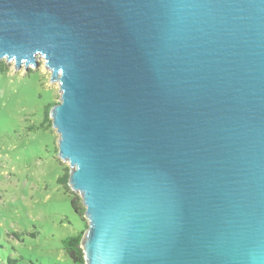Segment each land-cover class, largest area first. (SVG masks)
Segmentation results:
<instances>
[{"label":"water","instance_id":"1","mask_svg":"<svg viewBox=\"0 0 264 264\" xmlns=\"http://www.w3.org/2000/svg\"><path fill=\"white\" fill-rule=\"evenodd\" d=\"M39 57L85 264H264V0H0Z\"/></svg>","mask_w":264,"mask_h":264},{"label":"rangeland","instance_id":"2","mask_svg":"<svg viewBox=\"0 0 264 264\" xmlns=\"http://www.w3.org/2000/svg\"><path fill=\"white\" fill-rule=\"evenodd\" d=\"M0 264H74L63 240L87 227L71 198L78 191L58 182L69 173L58 156V132L47 106L60 102L58 82L39 57L14 69L0 60Z\"/></svg>","mask_w":264,"mask_h":264},{"label":"trees","instance_id":"3","mask_svg":"<svg viewBox=\"0 0 264 264\" xmlns=\"http://www.w3.org/2000/svg\"><path fill=\"white\" fill-rule=\"evenodd\" d=\"M8 66L4 65L3 62L0 61V72H6L8 71ZM53 103L49 104L46 109L47 116L49 114L50 106ZM69 177V173L65 172L61 177L58 178V182L62 184L66 189H68L67 186V179ZM82 201V200H81ZM71 204L72 208L75 212L80 213L83 215L84 213V205H80L79 202H77L76 198H71ZM85 228L81 229L76 235L74 236H68L63 240L65 252L69 255L71 260L74 264H85L84 256L81 248V236L83 235V231Z\"/></svg>","mask_w":264,"mask_h":264}]
</instances>
